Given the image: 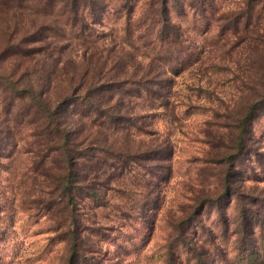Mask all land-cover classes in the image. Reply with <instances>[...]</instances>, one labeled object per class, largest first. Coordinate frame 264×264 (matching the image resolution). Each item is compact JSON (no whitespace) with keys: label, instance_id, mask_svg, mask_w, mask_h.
Here are the masks:
<instances>
[{"label":"rangeland","instance_id":"obj_1","mask_svg":"<svg viewBox=\"0 0 264 264\" xmlns=\"http://www.w3.org/2000/svg\"><path fill=\"white\" fill-rule=\"evenodd\" d=\"M73 2L0 0V71L28 67L25 82L55 100L68 75L107 59L118 85L104 124L91 125L80 104L65 113L79 137L99 140L77 147L93 156L75 162L74 205L61 198V160L38 159L47 146L37 125L1 157L0 264H68L71 210L77 264H251L242 256L264 255V0H170L180 28L167 40L151 0ZM80 35L95 40L85 47ZM156 81V92L137 90Z\"/></svg>","mask_w":264,"mask_h":264},{"label":"trees","instance_id":"obj_2","mask_svg":"<svg viewBox=\"0 0 264 264\" xmlns=\"http://www.w3.org/2000/svg\"><path fill=\"white\" fill-rule=\"evenodd\" d=\"M73 1L74 7L72 8L78 9L80 0ZM124 1L130 2L133 0ZM169 1L151 0V5L154 8V14L158 21V34L163 40H167V33L169 34L168 29H176L178 32L180 28L179 24L173 22L169 16ZM76 5L77 7H75ZM80 39L78 43L85 47L89 46V43L95 40L86 35H80ZM172 40L174 39L172 38ZM167 44L170 45L171 42L167 41ZM66 47L63 45V47H59L60 49L58 51L62 53ZM7 49V47L4 48L1 54L6 52ZM17 50L19 49L14 51L16 55H18ZM53 50V48L50 49V47H47L48 54H53ZM174 60L177 61L179 58L177 57ZM107 65V59H105L99 66L95 65L93 68L88 66L78 74L68 75L67 86L61 90L63 94L55 100L42 96L45 94L44 87L37 89L32 87L33 85L30 86L29 83L25 82L30 74L28 67L19 75L17 73L12 75L0 71V159L5 156L9 146L13 145V147H16L19 145V140L24 139V136L20 137V139L19 137L17 138V134H20L23 128H33L32 126L37 125L38 128L33 129V132L35 131L33 134L35 136H41L40 140L47 146L46 151L40 149L37 153L39 161H46L52 155H56V158L54 157L52 162L61 160L59 184L62 192L61 198L66 206L74 205L73 188L80 181V170L77 167L79 163L75 162L81 158L84 160H92L93 154L84 150L77 151L79 149L77 147L87 141L90 136L87 134L86 136L79 137L80 134H77V131H75L74 121L69 122L66 119L67 117H65V113L69 108L80 104L83 106L80 109L82 117L91 119V125H94L97 120L100 124H104L105 121L102 119L104 118L102 116L107 112V110L103 109L104 103L109 100L107 96L114 89L113 87L118 86L111 85L114 81L113 78H116V74ZM51 72L56 73V70L52 69ZM145 73L147 74L148 72ZM43 79L45 82L41 84L42 86L49 82V79H45L44 77ZM144 84L143 82H139V85H137L140 86V89H137L139 92L140 90H153V92L158 90L152 87L155 85L158 86L157 84L159 83L157 81L150 83L149 86ZM85 107L88 109H85ZM258 108H260L258 105H252L251 113L253 114L255 109ZM31 110L34 111L32 114L30 112ZM113 114L119 118L117 113ZM82 130L83 128L79 132L82 133ZM96 133L94 134L93 132L94 138H90V141L99 142L96 139ZM238 146L240 147V145ZM114 152L118 153L120 151ZM94 156H97V153ZM226 187H230L227 178ZM68 227V237L71 240L70 247L72 250L68 264H77L81 254L79 250L81 235L79 234L80 230L77 216L72 210L69 214ZM243 257L244 260L247 259L251 264H263L264 262V255H262L261 251L250 252Z\"/></svg>","mask_w":264,"mask_h":264}]
</instances>
